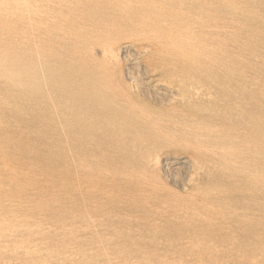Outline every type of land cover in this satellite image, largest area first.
<instances>
[{
    "label": "rangeland",
    "instance_id": "1",
    "mask_svg": "<svg viewBox=\"0 0 264 264\" xmlns=\"http://www.w3.org/2000/svg\"><path fill=\"white\" fill-rule=\"evenodd\" d=\"M117 1L126 2L134 12L158 11L163 14L160 17L172 22L181 19L185 24L206 22L218 27L215 39L227 45L226 62L221 66V58L216 57L219 63L211 67L204 62L190 66L175 52L156 47L155 27L133 28L129 26L132 21L110 23L115 28L109 40L112 49L119 50L129 42L149 50L137 56L133 66L120 57L121 51L113 61L106 57L110 64L104 76L115 90L114 105L121 108L118 113L108 109L113 102L94 104L83 108L82 116L77 113L76 117L62 120L61 125L49 124L44 135L38 133L43 118H17L27 134L23 136L19 131L16 139L26 148L17 151L9 144L5 147L12 171L1 170L0 180L8 183L9 190L5 192L18 198V202L0 201V217L7 213L5 216L10 218L0 221V264H36L33 239L39 245L51 243L57 250L59 236L53 230L61 225H66L74 248L59 250L58 259L63 253L69 262L68 256L77 257L80 250L83 256L88 255L85 261L89 263L114 264L137 259L141 250H146V263L159 262V251L164 257L161 259L175 253L185 263L264 264V0ZM63 5L57 9L62 15L93 19L94 12L70 10ZM96 22L103 31L99 15ZM130 73L134 75L130 77ZM123 98L131 102L133 110L124 107L130 103H123ZM11 117L15 119L14 114ZM122 124L131 128L123 127L127 132L121 131ZM226 145L232 147L231 151L221 150ZM157 154L163 159L187 156L189 169L185 167L188 165H179L177 175H191L193 182L188 188L211 192L212 201L223 207V214L187 199L186 191L159 167ZM139 179L165 186L154 192V187L139 186ZM190 208L213 222L210 228L214 230L206 234L219 246L213 258L210 252H194L191 245L184 244L191 231L203 235L207 230L204 219L190 218ZM177 209L185 211L181 217H176ZM237 213L257 214L261 223L240 222ZM112 231V239L103 237ZM256 235L258 238H253ZM168 241L173 245L169 246ZM93 244L106 248V256L99 257Z\"/></svg>",
    "mask_w": 264,
    "mask_h": 264
},
{
    "label": "bare ground",
    "instance_id": "2",
    "mask_svg": "<svg viewBox=\"0 0 264 264\" xmlns=\"http://www.w3.org/2000/svg\"><path fill=\"white\" fill-rule=\"evenodd\" d=\"M195 3H197V1H195ZM62 4L68 6L70 10L74 9L78 11L81 8H84L87 9L89 12H94L93 16L91 15L93 19L91 17H87V18L79 17L77 15L72 17L73 14L62 15L61 14L62 11H60L59 13L57 12V9L59 8L58 5L61 6ZM205 5L207 6V4ZM179 7H183V6H179ZM233 10L235 11L236 9ZM96 15H99L101 21V28L103 29V31L99 30L96 26L97 24ZM160 15L163 16V14H161L160 12L155 11V13H153L151 12V10L147 11L146 14H143V12L139 10H137V12H134V10L130 7L129 4H127L126 2L119 3L117 0H0V171L1 170H3L4 172H7L8 170L12 171L9 165V159L5 155V153H7L5 148L7 144H9L11 148L14 147L17 151H21L22 149L26 148L24 147V145L20 143L18 139H16V134L19 131H20L19 133H21L23 136L25 135L24 133H26L25 130L26 128L22 125L20 119H17L18 117L24 116L28 118L30 116H38L43 118L44 122H41L39 126L40 129H38V133L40 135H44L43 132L46 131L45 128L49 124L53 122L60 124V122H62V120H65L66 118L69 119L76 117L77 113H79V115L82 116V113H85L83 108L86 107L90 108L94 106V104L99 106H105L104 104L106 102L108 103V105H110L113 102L112 106H110L111 108L107 106L108 109L114 113L116 112L118 113L121 110L118 104L115 107L114 103H117V100H115L116 99L115 90L106 81V78L104 76L105 72L109 70L108 66L110 64L108 60H106V57H109L110 60L113 61L118 57L119 51H121L120 57L124 58V60L128 62L129 65L133 66L137 62V56L147 52L149 48L147 49L146 47L137 46L127 42L126 44L123 43L120 46L119 50L112 49L111 48L112 45L111 42H109V40H112L114 35V32H112L111 29L115 31V28L110 24L113 21L114 22L132 21L129 24V26L133 28L140 25L155 27L156 32L154 34L157 42V44H155L156 47L161 46L162 50H171L175 52L178 56H180V58L182 59L185 58L187 64L190 66L191 64L199 66L202 62H204L205 64L208 65V67H211L210 65L213 66L214 63H219L217 62L216 57L221 58L220 61L222 63L221 66L223 65L224 62H226V55H228V49H226L227 45L222 46V44L216 41L215 39V36L219 32L217 26H216L217 28H215L214 25L206 24V22H202V25H198L192 21L189 24H185L186 22H184L181 19H177V20L173 19L174 22H172L168 18L160 17ZM103 19H107L108 22L106 23L105 21H103ZM167 19L169 20L168 26H166V23H164L166 22L165 20ZM174 23H177V25H175ZM105 24H107L108 27L105 26ZM109 24L111 27H109ZM154 25H158V26H154ZM129 75L130 77H132V75L134 74L130 73ZM141 75L143 76V74ZM133 77H136L137 79V76H133ZM143 83L147 84L148 82L143 81ZM139 85L142 87L144 86L142 84ZM251 89L252 88L250 87V90ZM123 103H130L128 105H125L124 107H126L127 110L128 109L133 110L134 107L131 105V102H129L127 99L123 98ZM13 114L15 115L14 120L11 117ZM123 114L129 115V112H124ZM165 121L166 120H164V122ZM123 127H127V129L131 128L126 124L120 125L119 129L125 132H127V129L123 130L122 129ZM62 135L65 136L64 131ZM231 149H232L231 146L226 145L221 150L224 152H229L231 151ZM39 157L44 159L43 156H39ZM155 160L158 162V164H160L159 167L162 168L167 175H170L172 178H174L175 181L179 184V186L184 191H186L185 197L187 199L188 198L194 199L195 203L202 204L203 207L209 210L210 212H213L215 214L219 212V214L221 215L223 214L224 212L223 207L212 201L213 198L211 192L204 191L199 193V192H195L193 188L190 187L188 188V184L193 182L192 178L190 177L191 175L189 176L188 174H185L183 177L181 176V178H179V176L177 175V169L179 165L190 164L189 158L187 156L179 155L173 157L172 155V157L170 158L163 159L160 158V156L157 154L155 156ZM185 167L186 169L187 168L189 169V165ZM123 174L124 173H122V176ZM108 178L109 177H107V179ZM137 184L142 188H144V186L146 185L154 187L155 188V189L153 188L154 192L155 190L162 189L165 186L164 184L161 183L150 184L148 181H145L143 179L142 180L139 179ZM7 185L8 183H6L3 179L0 180V201L7 200L10 201L11 204L12 202L13 203L18 202V198H13L14 196H11L7 194V192H5L6 190H9V188H6ZM107 190L108 189L106 188L105 190L107 192L106 194L109 193ZM135 192L136 190L133 192L134 195ZM120 194H125V193L121 192ZM168 195H170V193ZM145 196L148 195L145 194ZM134 198L135 197L133 198L131 197V200H135ZM108 210L110 209L108 208ZM182 212L185 211L177 209V211L175 212L176 217H181L183 214ZM6 214L0 217V221L3 223L4 221L10 219L9 217L5 216ZM190 214H191L190 217L191 219L202 218V216L200 217L197 214V212L192 210L191 208H190ZM236 216H237L236 218L243 223H249L250 221L261 223V218L258 217L257 214L250 215L247 213L246 214L237 213ZM210 217L214 219L212 216ZM202 219H204L205 222L204 226L207 228V230H204V232L202 233L203 235H200L199 232L197 233V231L195 230L191 231L190 234L187 235L184 244L191 245L192 251L194 252L198 250H200L202 254H207L208 252H210L209 256L210 258L211 257L213 258L218 254L219 249H217V247L219 246L214 245L211 239L206 238L208 237L206 236V234L214 230L210 228L211 226H213V222L210 218H202ZM53 231L55 236H59L58 243L60 245L57 250L52 248L53 245L51 243H45V245H39V241L35 238L33 239V241L35 242L33 255L36 256V264H68L69 261L66 259L65 254L60 253L59 254L60 259H58V251L61 249L66 251L69 249L70 246H72L71 249H73L74 242L70 240L72 238L68 237L69 234L67 232L68 229L66 225H61L59 228H56ZM89 234L92 233L90 232ZM113 235L115 234L112 231L110 233H105V236L103 235L102 236L112 239ZM253 238H258V236L256 235ZM69 241H71V243H69ZM167 243H169V246L173 245L171 241H168ZM93 248L96 250V254L99 257L106 256L107 253L106 248L96 246L95 244H93ZM9 250L11 249L9 248ZM141 252L142 255L140 254L138 256L139 258L133 259L132 261H126L128 263L123 261L120 264H198V263H188V262L185 263L183 257L181 258L180 255L175 253H172L168 259L165 258L164 260L161 259L164 257L161 255V253H159V251L157 252L158 254L157 256L160 258L159 262L146 263L145 258L147 257V252L146 250H141ZM43 255L45 256L41 257ZM192 255L193 253L191 254V256ZM77 257L68 256V258L70 259L69 263L70 264H114L103 261L102 262L96 261L89 263L88 261H85L88 255L83 256V250H80V253L77 252ZM192 257L194 258V255ZM197 257H199L198 259H200L201 255L197 253ZM128 258L129 257H127L126 255L125 259ZM255 259H259V258L256 256Z\"/></svg>",
    "mask_w": 264,
    "mask_h": 264
}]
</instances>
